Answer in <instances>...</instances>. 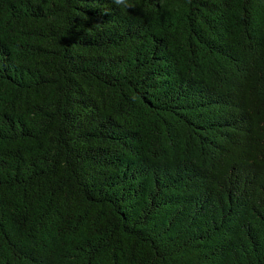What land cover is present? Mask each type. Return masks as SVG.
Wrapping results in <instances>:
<instances>
[{
  "label": "trees",
  "instance_id": "1",
  "mask_svg": "<svg viewBox=\"0 0 264 264\" xmlns=\"http://www.w3.org/2000/svg\"><path fill=\"white\" fill-rule=\"evenodd\" d=\"M0 0V264H264V0Z\"/></svg>",
  "mask_w": 264,
  "mask_h": 264
},
{
  "label": "clouds",
  "instance_id": "2",
  "mask_svg": "<svg viewBox=\"0 0 264 264\" xmlns=\"http://www.w3.org/2000/svg\"><path fill=\"white\" fill-rule=\"evenodd\" d=\"M113 3H115L116 5H123L125 7L130 6L128 5L127 0H113Z\"/></svg>",
  "mask_w": 264,
  "mask_h": 264
}]
</instances>
